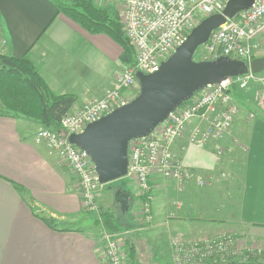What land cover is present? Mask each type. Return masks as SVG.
Returning a JSON list of instances; mask_svg holds the SVG:
<instances>
[{
	"label": "crops",
	"instance_id": "1",
	"mask_svg": "<svg viewBox=\"0 0 264 264\" xmlns=\"http://www.w3.org/2000/svg\"><path fill=\"white\" fill-rule=\"evenodd\" d=\"M58 1L65 0H0V35L6 53L30 59L54 93L76 98L73 111L102 97L126 64L117 41L106 33H90L60 11ZM119 1L92 0L110 15L117 14ZM257 42L261 53L264 33ZM248 116L240 111L232 129L211 140L200 156L186 136L176 140L174 154L200 178L212 180L203 187L191 182L183 192L172 180H151L149 227L140 234L126 229L128 240L132 234L131 242L147 244L148 260L173 264L171 243L177 237L194 241L230 231L264 243V115ZM42 127L8 111L0 99V264H103L101 227L95 230L93 216L83 211L69 165L46 143L35 141ZM220 148L225 154L218 161ZM45 217L59 225H48ZM133 221L134 213L129 226Z\"/></svg>",
	"mask_w": 264,
	"mask_h": 264
},
{
	"label": "built area",
	"instance_id": "2",
	"mask_svg": "<svg viewBox=\"0 0 264 264\" xmlns=\"http://www.w3.org/2000/svg\"><path fill=\"white\" fill-rule=\"evenodd\" d=\"M229 1L125 0L121 18L124 34L134 49V64L122 68L102 97L88 99L70 111L62 120L61 132L43 128L35 135L37 143H46L69 165L77 177L82 206L86 211L99 214L98 199L104 184L99 180L90 155L71 143L70 135L83 132L89 123L128 104L140 91L137 72L151 74L158 71L162 63L185 42L193 28L204 18L222 13ZM262 33L264 0H255L250 8L228 18L214 30L205 45L212 59L229 56L249 64L257 56V38ZM258 74L248 71L208 84L172 111L149 135L129 142V165L124 178L133 180L139 190L142 200L140 218L148 223L152 220L150 182L153 178L174 181L178 192H183L191 182L203 187L212 180V177L200 178L195 170L186 166L174 154L173 145L183 136L198 149L205 148L211 140L222 139L232 129L240 112L234 92L248 89L250 79ZM128 92L133 93L130 96ZM259 97L264 108V92ZM256 116L252 112L248 117L254 119ZM224 154V149H218L216 159L221 161ZM101 236L102 263L125 264L121 241L103 226ZM230 245H233L232 237H205L190 242L175 238L171 243L173 263L205 264L206 257L212 256L207 252L225 251Z\"/></svg>",
	"mask_w": 264,
	"mask_h": 264
},
{
	"label": "water",
	"instance_id": "3",
	"mask_svg": "<svg viewBox=\"0 0 264 264\" xmlns=\"http://www.w3.org/2000/svg\"><path fill=\"white\" fill-rule=\"evenodd\" d=\"M254 1L230 0L222 13L204 18L158 71L151 74L137 72L140 91L128 104L89 123L83 132L70 135V142L90 155L102 184L127 175L130 140L149 135L197 91L230 76L264 71V57L249 64L229 56L204 61L194 58L198 48L208 42L214 30L228 18L250 8ZM129 198L130 194L122 188L114 193L123 213L129 210Z\"/></svg>",
	"mask_w": 264,
	"mask_h": 264
},
{
	"label": "trees",
	"instance_id": "4",
	"mask_svg": "<svg viewBox=\"0 0 264 264\" xmlns=\"http://www.w3.org/2000/svg\"><path fill=\"white\" fill-rule=\"evenodd\" d=\"M57 4L60 11L90 33H106L112 37L123 48L122 62L128 66L134 64V49L115 16L98 9L92 0H76L74 4L58 1ZM238 92L241 91L236 90L234 94ZM0 99L8 111L37 120L44 128L59 132L62 131L63 118L71 111L76 101L72 95L54 93L30 59L16 58L9 54H0ZM101 216L107 229L115 231L120 228L118 216L114 211H102ZM45 220L52 227L59 225L53 218L45 217ZM126 243L131 259L137 263L133 243L130 244L127 240Z\"/></svg>",
	"mask_w": 264,
	"mask_h": 264
},
{
	"label": "rangeland",
	"instance_id": "5",
	"mask_svg": "<svg viewBox=\"0 0 264 264\" xmlns=\"http://www.w3.org/2000/svg\"><path fill=\"white\" fill-rule=\"evenodd\" d=\"M66 4H74L76 0H69V1H63ZM120 3H118L117 14L115 15L111 14V16H115V18L118 19V22L121 26V29L123 31V34L125 33L123 30V22H122V15L124 10V2L125 0H120ZM103 11H106L108 14L109 12L104 9H100ZM115 11V12H116ZM110 15V14H109ZM125 35V34H124ZM5 38H3L2 35H0V54H6V43H4ZM4 44V46H3ZM257 55L264 56L261 52H257ZM212 59V55L207 50L206 45H203L198 48L195 60L196 61H204V60H210ZM248 89L243 90L241 92H238L236 95L234 94L235 100L240 108L241 116L249 115L252 112H255L258 116L264 115V108L261 103V97L259 95L264 92V71L256 75V77L253 79H250ZM259 92V93H258ZM133 92H129L127 94H131ZM139 93V92H138ZM258 93V94H257ZM137 95V94H136ZM131 96V95H130ZM242 118V117H241ZM43 129V127L41 128ZM40 129V130H41ZM205 149H198L194 147L192 151L200 156L202 152H204ZM204 161L206 163L213 164V159L210 156L203 157ZM227 167V166H226ZM233 167L230 166V168ZM227 169V168H226ZM225 169V170H226ZM224 171V170H223ZM231 178V177H230ZM229 178V179H230ZM228 179V180H229ZM226 181V180H225ZM236 181H238V178H236ZM122 188L123 190H130L132 194V199L130 201V210L129 212L123 213L120 209V205L115 201L114 199V193L117 189ZM107 195V197H106ZM102 200V201H101ZM98 205H99V214H91L90 212L86 211L83 208V211L90 216H93L91 218L93 228L97 231H99L100 227L102 226L109 232L115 234V238H118L121 241V246L124 249L123 258L125 264H156L159 262H153L151 260H148L149 254L147 253V244L144 241L137 240L135 243L131 242V235L134 233L142 232L144 227H149V223L143 219L140 218L142 211V200L139 197V190L135 185V182L133 180H129L126 178H121L119 180L113 181L108 184H104L100 188L99 193V199H98ZM114 211L115 214L118 216V222L120 224V228L115 231H111L107 229V227L104 225L103 219H102V211ZM132 213H134V221L131 226V220H132ZM98 221V223H97ZM131 227V233L128 235L129 240L127 239V230ZM127 233V234H126ZM100 236V231L98 233ZM136 235V234H135ZM221 236L222 238L225 237H232L233 238V245H230L227 247L225 251L217 252L215 250L211 252H207V254L211 257H206L205 264H264V243L260 242L258 239L252 237L246 233H237V232H230V231H224L220 235H217L215 237ZM214 237V238H215ZM180 238V237H177ZM102 241V236L100 237ZM126 240L131 243H133V246L135 248V263L129 253L128 243H126ZM188 241V240H187ZM190 242V241H189ZM129 244V245H130ZM171 262H173V258L171 256ZM168 263V262H167ZM174 264V263H173Z\"/></svg>",
	"mask_w": 264,
	"mask_h": 264
},
{
	"label": "bare ground",
	"instance_id": "6",
	"mask_svg": "<svg viewBox=\"0 0 264 264\" xmlns=\"http://www.w3.org/2000/svg\"><path fill=\"white\" fill-rule=\"evenodd\" d=\"M242 12V11H241ZM239 14V13H238ZM131 141V140H130ZM128 154H129V148H128Z\"/></svg>",
	"mask_w": 264,
	"mask_h": 264
}]
</instances>
